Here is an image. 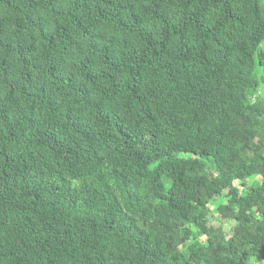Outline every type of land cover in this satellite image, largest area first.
I'll use <instances>...</instances> for the list:
<instances>
[{
  "label": "trees",
  "instance_id": "1",
  "mask_svg": "<svg viewBox=\"0 0 264 264\" xmlns=\"http://www.w3.org/2000/svg\"><path fill=\"white\" fill-rule=\"evenodd\" d=\"M0 264H264V0H0Z\"/></svg>",
  "mask_w": 264,
  "mask_h": 264
},
{
  "label": "rangeland",
  "instance_id": "2",
  "mask_svg": "<svg viewBox=\"0 0 264 264\" xmlns=\"http://www.w3.org/2000/svg\"><path fill=\"white\" fill-rule=\"evenodd\" d=\"M235 186H238V187H239V185H237V183H235ZM167 188H168V187H167ZM225 225H226V223H225ZM229 226H233V223L230 222ZM225 228H228V226L225 227Z\"/></svg>",
  "mask_w": 264,
  "mask_h": 264
}]
</instances>
